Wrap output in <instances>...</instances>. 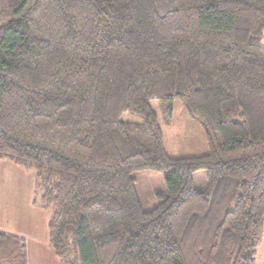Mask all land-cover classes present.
Segmentation results:
<instances>
[{
  "label": "trees",
  "instance_id": "16d2710c",
  "mask_svg": "<svg viewBox=\"0 0 264 264\" xmlns=\"http://www.w3.org/2000/svg\"><path fill=\"white\" fill-rule=\"evenodd\" d=\"M263 31L264 0H0V160L35 173L60 264H255ZM154 100L208 153L167 156ZM141 170L164 174L150 211ZM0 264H26L23 239L0 231Z\"/></svg>",
  "mask_w": 264,
  "mask_h": 264
},
{
  "label": "crops",
  "instance_id": "0c3cea01",
  "mask_svg": "<svg viewBox=\"0 0 264 264\" xmlns=\"http://www.w3.org/2000/svg\"><path fill=\"white\" fill-rule=\"evenodd\" d=\"M261 45L264 48V31ZM30 174L0 160V231L24 240L26 264H60L49 247L48 213L33 204L34 177ZM255 264H264V219Z\"/></svg>",
  "mask_w": 264,
  "mask_h": 264
},
{
  "label": "rangeland",
  "instance_id": "374dc122",
  "mask_svg": "<svg viewBox=\"0 0 264 264\" xmlns=\"http://www.w3.org/2000/svg\"><path fill=\"white\" fill-rule=\"evenodd\" d=\"M150 106L156 115L157 125L162 134L164 152L167 156L171 158H193L208 153L203 131L197 122L191 120L185 114L179 100H175L171 104V114L169 118L166 108L158 101H151ZM121 120L126 123L141 122L139 118L128 114L123 115ZM28 172L32 173L30 175L34 177V192L35 173L32 171ZM205 176V171H199L193 175L194 190L198 192H203L205 190ZM133 178L135 179L136 195L142 210H152L156 205L155 195L165 190L164 174L154 170H141L135 172ZM45 211L49 216V212L47 210Z\"/></svg>",
  "mask_w": 264,
  "mask_h": 264
}]
</instances>
